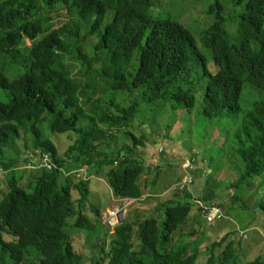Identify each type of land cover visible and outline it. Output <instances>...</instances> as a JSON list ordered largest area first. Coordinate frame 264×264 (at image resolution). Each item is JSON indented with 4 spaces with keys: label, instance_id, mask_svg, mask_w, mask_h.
<instances>
[{
    "label": "trees",
    "instance_id": "16d2710c",
    "mask_svg": "<svg viewBox=\"0 0 264 264\" xmlns=\"http://www.w3.org/2000/svg\"><path fill=\"white\" fill-rule=\"evenodd\" d=\"M187 1L205 8L195 21L198 36L154 14V0H0V264H82L74 233L82 230L100 239L86 264H241L229 237L207 250L197 246L205 229L190 217L202 210L188 200L175 197L107 236L84 213L101 211L89 203L90 182L80 170L104 174L113 196L137 203L150 170L162 168L143 149L149 136L133 130L139 116L173 141L172 125L156 130L162 123L155 119L170 116L176 127L200 108L224 135V119L238 122L231 155L241 171L227 192L238 204L239 190L256 191L264 213V0ZM69 55L82 77H72ZM95 86L128 96V105L93 100ZM44 127L70 137L63 155ZM221 129L200 134L225 149ZM154 178L149 191L159 193ZM246 264H264V255Z\"/></svg>",
    "mask_w": 264,
    "mask_h": 264
},
{
    "label": "rangeland",
    "instance_id": "374dc122",
    "mask_svg": "<svg viewBox=\"0 0 264 264\" xmlns=\"http://www.w3.org/2000/svg\"><path fill=\"white\" fill-rule=\"evenodd\" d=\"M154 4L155 7L152 10L154 14L161 17L168 16L174 21L183 24L189 28L195 36H198L195 21L197 22L204 19L203 12L205 8L202 5L187 0H154ZM53 26L55 28L59 27V25L54 24ZM204 27L205 26H202L201 28L204 29ZM27 45L31 46L32 42L28 40ZM66 61L73 78L83 76V72H81L82 67L73 61L71 55L67 56ZM98 66L99 64H95L93 67L97 68ZM90 96L93 100L104 98L106 101H110L113 99L115 103L120 104L122 107L128 105V96L119 93L103 94L102 89L97 86L94 87ZM243 98L248 99L251 97L247 98L244 96ZM250 100L253 99L251 98ZM201 109L202 108L191 113L190 117L192 122L189 119L179 118V123H177L176 127H174L175 122L171 123V119H169L170 116H159L155 119L162 123L155 128L156 130L162 128L165 133H167L170 125H172L169 138L174 137L173 141L163 140L157 133L151 132L147 126L143 125V119L139 116L133 125V130L137 135L144 131V133L149 136L150 144L143 149L148 151L150 161L153 159L150 164L154 166L161 165L162 167L158 172L153 168L148 173L149 177L152 178L150 182L155 179L154 177L157 175V189H159V193H151L149 191V187L151 186L150 182L146 181L145 185L142 184L143 195L139 202L136 203V200L127 198H123L120 200L121 202H119V198L113 196L104 174L96 172L89 176L84 168L80 170L79 173L86 174V178L89 179V203L104 212L103 215L100 213L99 217H96L94 213L90 211V208H88L84 213L86 215L88 214L87 216L93 221L99 220L104 227L103 233L107 236L117 226L121 225L122 222L142 221L148 218L156 211L159 205L167 203L175 197L181 201L188 200V202L195 204L193 206H195L196 210L198 206L202 210L200 215L194 212L192 214H194L195 217H190L192 219H198L202 229H205L204 237L202 239L200 238L201 240L198 242L197 246L203 250H207L213 244L220 242L224 237H229L231 241L238 243L237 255L240 258L241 264H246L264 255V213L259 211L257 206L259 202L256 191L246 188L242 189V192L239 190L237 194L242 201L238 204H232L234 200V196H232L233 191L227 192V188H229L232 183L237 182L241 171L240 158L236 156V153L234 157L231 155L232 152H235V145L232 138L236 130L239 129V125L234 119L232 121L224 119L225 126L228 128L224 135L221 127L215 125L214 122H205V120L199 116ZM243 110L244 112L248 111L246 108H243ZM174 119L175 116L172 115V122ZM162 125L165 126L161 127ZM181 128L183 132L179 137L176 134ZM207 128L211 129L213 136L217 128L221 129L224 135V141L228 142L225 149L222 146L219 147L217 142L212 140V137L208 142L207 134H200L201 130ZM43 131L45 135L54 142L60 155H63L72 144L70 137L65 134H54L49 127H44ZM195 136H197V138H195ZM184 138H186V141H184ZM161 149L162 152L159 154L160 156H158ZM229 156L231 160L227 162ZM193 159L196 160V164L192 166ZM161 160H163V164L159 163ZM150 164H147V168L151 166ZM104 169L108 171V167ZM187 176L193 178V188L183 187L182 180ZM142 177L143 179L140 181L144 182L145 174ZM205 181H207V184L204 186ZM178 184L182 186L178 187L179 189L177 190ZM22 185L25 186V182H22ZM198 197L200 199H198ZM204 197H210L214 204L217 202L223 204L225 208H223L222 211V219L209 222L204 218L203 211L205 204L202 201ZM112 209H114L115 213L118 209H121V211H118V215L114 220H110V226L107 223L111 216L108 217L109 213L105 214V212ZM103 217L107 223L103 221ZM74 233L77 236L75 244L82 253L81 263L86 264L91 257L89 252L97 255L99 251L97 242H100V239L95 238L94 243L92 240L88 239L90 237H87L85 231H74ZM236 233H240V236L236 235Z\"/></svg>",
    "mask_w": 264,
    "mask_h": 264
},
{
    "label": "built area",
    "instance_id": "2783aa9c",
    "mask_svg": "<svg viewBox=\"0 0 264 264\" xmlns=\"http://www.w3.org/2000/svg\"><path fill=\"white\" fill-rule=\"evenodd\" d=\"M118 211L120 212L121 209H118ZM118 211L115 213L114 209H112L110 211L105 212V214L109 213L108 217H110V216L111 217L108 219L109 220L108 223L104 220V217H103V221H105L108 225L111 226L110 220H114L116 218V216L118 215ZM103 213L104 212L101 211V215H103ZM203 215H204V218H206L209 222H212L213 220L222 219L223 213L219 207L211 206L209 208H204Z\"/></svg>",
    "mask_w": 264,
    "mask_h": 264
},
{
    "label": "crops",
    "instance_id": "0c3cea01",
    "mask_svg": "<svg viewBox=\"0 0 264 264\" xmlns=\"http://www.w3.org/2000/svg\"><path fill=\"white\" fill-rule=\"evenodd\" d=\"M182 181H183V187L193 188L194 182H193V178L191 176L185 177ZM180 186H182V185H180V184L177 185V190L179 189L178 187H180ZM119 202H121V201L119 200Z\"/></svg>",
    "mask_w": 264,
    "mask_h": 264
},
{
    "label": "clouds",
    "instance_id": "9594fccd",
    "mask_svg": "<svg viewBox=\"0 0 264 264\" xmlns=\"http://www.w3.org/2000/svg\"><path fill=\"white\" fill-rule=\"evenodd\" d=\"M193 164H196V160L195 159H193V161H192V166H193ZM119 200H122V199H119Z\"/></svg>",
    "mask_w": 264,
    "mask_h": 264
}]
</instances>
